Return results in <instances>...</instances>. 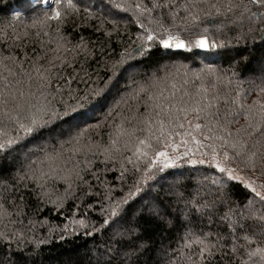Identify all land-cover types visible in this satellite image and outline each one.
<instances>
[{
    "label": "snow or ice",
    "instance_id": "1",
    "mask_svg": "<svg viewBox=\"0 0 264 264\" xmlns=\"http://www.w3.org/2000/svg\"><path fill=\"white\" fill-rule=\"evenodd\" d=\"M27 11L0 3V264L54 235L84 264H264V0Z\"/></svg>",
    "mask_w": 264,
    "mask_h": 264
},
{
    "label": "trees",
    "instance_id": "2",
    "mask_svg": "<svg viewBox=\"0 0 264 264\" xmlns=\"http://www.w3.org/2000/svg\"><path fill=\"white\" fill-rule=\"evenodd\" d=\"M5 0H0V3H4ZM8 3L12 4L14 8L18 9L21 13V19L28 17L31 15L30 12L27 11L30 4L33 3L29 1L28 3L25 0H7ZM24 3H27L24 5ZM11 16V12L8 13H0V16ZM76 23H80L77 21ZM71 31V28H69ZM76 35H84L85 37H90L92 39H97L98 36L92 32L91 29L81 28L78 32L73 33ZM184 55L186 54H178L173 57L165 58L161 63H186L192 68H198L199 58H196L194 61L191 57L188 59H184ZM69 211L66 210L65 215H68ZM45 216H48L49 219L54 224L62 225L64 223V217L56 215L55 212L44 213ZM45 230H40L39 234L43 235ZM149 235L152 236V239L155 241L156 246H160L163 244L165 247L171 245V247L176 246V236L177 230L173 229L172 231H163V232H149ZM91 241L86 240L85 237H70L65 240H60L58 238L53 237L51 243L42 246L40 254L35 257V264H84L86 260V250L91 247ZM3 250L0 249V255H3Z\"/></svg>",
    "mask_w": 264,
    "mask_h": 264
},
{
    "label": "rangeland",
    "instance_id": "3",
    "mask_svg": "<svg viewBox=\"0 0 264 264\" xmlns=\"http://www.w3.org/2000/svg\"><path fill=\"white\" fill-rule=\"evenodd\" d=\"M25 1H26L27 3H28L29 1L34 2V0H25ZM27 3H24V5L27 4Z\"/></svg>",
    "mask_w": 264,
    "mask_h": 264
}]
</instances>
